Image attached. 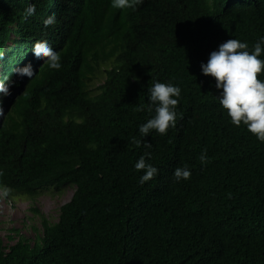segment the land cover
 Wrapping results in <instances>:
<instances>
[{
    "label": "trees",
    "instance_id": "obj_1",
    "mask_svg": "<svg viewBox=\"0 0 264 264\" xmlns=\"http://www.w3.org/2000/svg\"><path fill=\"white\" fill-rule=\"evenodd\" d=\"M16 1L0 0V24L44 36ZM53 13L62 67L43 63L0 129V185L28 201L73 193L55 221L29 209L33 237L6 230L0 264H264V142L229 121L200 68L227 39L264 36V0H62ZM154 81L180 87L177 121L141 138ZM142 154L159 171L141 184Z\"/></svg>",
    "mask_w": 264,
    "mask_h": 264
},
{
    "label": "clouds",
    "instance_id": "obj_2",
    "mask_svg": "<svg viewBox=\"0 0 264 264\" xmlns=\"http://www.w3.org/2000/svg\"><path fill=\"white\" fill-rule=\"evenodd\" d=\"M144 1L110 0V4L115 9L134 10ZM59 2L62 0H17L14 5V9L24 14L25 19L33 16L35 11L40 14L43 26L34 22L44 36H38L35 32L21 39L16 33V23L12 19L7 24H0V129L15 101L27 89L42 64L46 63L48 68L54 70L62 67L61 54L54 49L52 43L60 30V24L53 13ZM22 32L26 33L25 30ZM262 53L264 36L258 37L251 48L247 42L230 38L212 50L200 68L202 74L214 78L215 88L219 90L215 95L216 99L225 110L229 121L236 127L245 126L258 141L264 142V79L258 78V74L264 70ZM148 93L147 98L154 106V114L139 125L141 138L150 134L152 130L164 135L170 127H175L176 106L181 89L171 82L154 81L148 88ZM83 100L85 102V95ZM137 110H143V106ZM199 159L202 165L207 163L206 149L201 151ZM134 168L138 171L143 170L139 177L141 184L156 176L159 171L156 166L146 162L144 154L136 160ZM0 175H3L2 171ZM190 176L191 170L187 166L173 170L176 181L187 180ZM10 191L6 185H0V200L14 206L15 200L20 198L7 196ZM36 201L38 199L28 202Z\"/></svg>",
    "mask_w": 264,
    "mask_h": 264
},
{
    "label": "rangeland",
    "instance_id": "obj_3",
    "mask_svg": "<svg viewBox=\"0 0 264 264\" xmlns=\"http://www.w3.org/2000/svg\"><path fill=\"white\" fill-rule=\"evenodd\" d=\"M107 68L105 65L101 67V70ZM72 193L73 189L67 187L60 194H55L52 197H46L47 194L43 195L35 203H29L24 199L15 200L16 205L14 206L0 200V238L4 239L6 230L11 228H20L27 237H33L35 233L30 226L40 227V224L36 220L34 222L28 220V216L31 215L29 207L38 208L44 216L55 221L58 217V206L67 203Z\"/></svg>",
    "mask_w": 264,
    "mask_h": 264
}]
</instances>
